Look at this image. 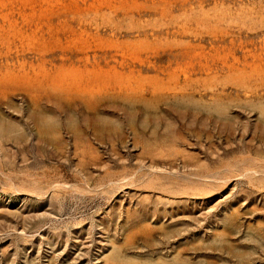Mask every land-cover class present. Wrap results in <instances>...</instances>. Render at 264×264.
<instances>
[{
    "label": "rangeland",
    "instance_id": "1",
    "mask_svg": "<svg viewBox=\"0 0 264 264\" xmlns=\"http://www.w3.org/2000/svg\"><path fill=\"white\" fill-rule=\"evenodd\" d=\"M0 264H264V0H0Z\"/></svg>",
    "mask_w": 264,
    "mask_h": 264
}]
</instances>
